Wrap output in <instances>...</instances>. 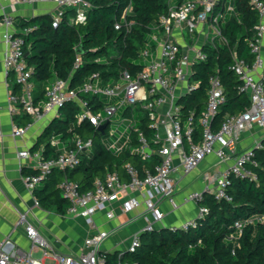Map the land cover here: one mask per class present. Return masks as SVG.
Returning a JSON list of instances; mask_svg holds the SVG:
<instances>
[{"label":"built area","instance_id":"1","mask_svg":"<svg viewBox=\"0 0 264 264\" xmlns=\"http://www.w3.org/2000/svg\"><path fill=\"white\" fill-rule=\"evenodd\" d=\"M20 5L33 6L39 3H54L55 9L50 13L53 27H58L63 12L69 8L75 10V22H83L91 8L88 0H0ZM221 0H169L168 9L160 15L159 23L151 34L150 42L141 52L144 64L142 70L133 74L124 71L113 83L103 84L98 74L92 75L79 89L70 88L68 81L56 78L46 87L45 100L36 103V85L33 82V68L26 60L23 39L18 35L15 17L3 13L0 28H3L2 41L5 44L3 66L6 76H13L20 92L8 94V109L12 116L26 113L31 120L53 119L60 108L67 102L74 101L80 108L78 123L88 122L91 127L103 136L106 147L116 154L129 151L139 155L143 161H151L153 155L158 156L151 168L139 169L133 163L124 165L125 178L117 172H108L103 178H97L94 187L81 191L76 182L66 174L81 162L82 155L92 153L94 141L92 137L77 135L73 147L65 149L57 158L43 159L42 147L38 152L21 150L18 157L30 160L33 169L38 173L24 177L27 187L34 191L54 171L65 173L61 182V191L69 201L68 214L85 219L94 232L85 240L80 254H64L58 252L44 238L37 226L28 220L27 214H21L17 227H23L30 240L29 250L16 244L11 236L0 241V264H46L54 260L55 264H106L107 252L102 251L104 243L112 232L100 230L94 219L99 212H105L108 219L115 218L110 206L123 196H129L123 203V212L129 213L145 207L155 223L162 222L165 215L161 210L164 203L178 208L177 175L182 172L187 176L201 166L209 157H215V163L203 172L200 181L202 191H190L185 202L198 205V216L208 213V209L200 205L205 194H210L218 201H231L228 189L232 177L257 181L253 167L258 166L255 151L263 147L264 138V2L252 0V5L259 11L260 22L256 26V34L250 42L251 53L255 56L252 67L236 58L232 70L239 76L242 84L240 91L245 93L250 102L249 108L237 116H231L221 124L218 131L213 129V120L220 106L226 101L225 87L218 74H211L207 90L205 110L198 116L191 111L184 118L181 100L195 90L201 82L193 79L194 65L208 58L206 46L215 47L217 43L226 44L222 34V23L226 14L234 13L231 0L224 11H218ZM132 4L125 11L121 23L116 24L119 30L124 25L131 28L134 21L127 16L132 12ZM27 33L28 30H24ZM81 64L76 60L75 68ZM83 95L101 98L103 103L95 110L91 100ZM99 104V105H100ZM12 122V136L24 137L32 127ZM143 124L154 131L153 148L148 141ZM197 124L201 127L200 136L196 137ZM105 126L101 132L100 128ZM256 137L257 134H260ZM254 139L247 147L243 142L249 136ZM134 138L138 141L134 143ZM3 130L0 127V143ZM58 139H52L57 146ZM36 206H39L35 198ZM260 224L264 227V216H252L235 223L236 233L232 240L238 241L247 226ZM195 219L182 226H170L171 231H188L196 227ZM155 230L154 224L147 225L144 232ZM140 246L137 235L124 251L117 254L116 264H127L123 261L126 253H133ZM43 251V256L36 258V252Z\"/></svg>","mask_w":264,"mask_h":264},{"label":"trees","instance_id":"2","mask_svg":"<svg viewBox=\"0 0 264 264\" xmlns=\"http://www.w3.org/2000/svg\"><path fill=\"white\" fill-rule=\"evenodd\" d=\"M252 0H231L234 13L226 14L222 23V34L226 44L217 43L215 47L206 46L207 60L194 65L193 79L201 82L200 87L181 100L183 117L194 111L198 117L207 102V90L211 74H218L224 84L226 101L213 120V129L218 131L226 118L245 112L249 98L240 91L242 84L239 76L232 70L236 58L252 67L255 56L251 53L250 42L254 40L256 26L260 22L259 11ZM264 2V0H261ZM91 8L83 22H75V10L63 12L58 27H53L51 14L34 17H16L18 35L23 39L26 60L33 68V82L36 85V103L45 100L46 87L56 78L68 81L70 88L79 89L92 75L98 74L103 84L113 83L124 71L137 73L144 64L141 52L147 48L153 28L158 25L159 17L168 9L169 0H88ZM229 0H221L218 11H224ZM132 12L128 18L134 21L129 29L121 23L128 7ZM24 30H28L24 33ZM84 47V53L77 49ZM81 64L75 68L77 58ZM9 78L13 79L10 75ZM14 80V79H13ZM264 83V80H263ZM15 94L20 87L13 81L10 84ZM94 103H103L101 98L83 95ZM92 106L97 110L101 104ZM80 108L74 101L64 104L39 136L32 152L43 147V159L57 158L65 149L73 147L77 135L92 137V153L85 152L78 167L66 172L68 178L79 185L81 191L93 189L95 180L103 178L108 172H117L125 178L124 165L133 163L139 169L151 168L158 156L151 161H143L139 155L125 151L116 154L109 150L102 134L88 122L78 123ZM19 125L31 123V117L21 113L13 117ZM141 127L153 148L154 131L147 124ZM201 127L197 124L196 137ZM58 139L57 146L52 139ZM134 143L137 139L134 138ZM263 147L255 151L258 166L253 167L257 181L232 177L228 193L231 201H218L214 196L205 194L200 205L208 213L195 218L196 227L188 231H171L164 228L140 235V246L133 253H126L123 261L127 264H264V227L260 224L247 226L236 242L235 223L248 217L264 216V138ZM24 177L36 175L32 167H23ZM65 173L54 171L33 191L39 206L44 210L62 217L68 214L69 201L62 195L59 184ZM118 253H107L106 264H116Z\"/></svg>","mask_w":264,"mask_h":264},{"label":"crops","instance_id":"3","mask_svg":"<svg viewBox=\"0 0 264 264\" xmlns=\"http://www.w3.org/2000/svg\"><path fill=\"white\" fill-rule=\"evenodd\" d=\"M54 3H39L33 6L20 5L13 2L0 3V18L3 13L12 14L16 17H34L43 14H50L54 11ZM4 29L0 28V127L3 130V139L0 143V241L4 238L11 236L13 241L25 250H29L30 240L26 235L23 227H17L18 220L21 214H27L28 220L37 226L40 234L45 238L49 232L43 230V225L48 220H56L58 222L59 230L61 233H71L72 229L69 228V218L75 219V224L85 219L67 214L62 217L56 213L44 210L35 204V196L25 181L22 173L23 167H33L30 160H22L18 157V152L21 150H32L36 144L39 136L51 122V118H45L38 121H31L32 127L27 134L22 138H15L12 136V122L14 121L12 114L8 109V94L12 87L13 79L5 75L3 59L5 44L2 41V33ZM256 134L249 136L243 142V147H247L254 139ZM260 134H257L256 137ZM215 163V157H209L201 164L199 168L183 176L182 172L177 175V203L178 208L174 209L168 203L161 206L165 217L162 222L155 223L151 217L146 213L145 207L142 204L140 207L132 212H123V203L131 194L123 196L120 200L110 206V210L115 212V218L110 220L107 218L105 212H99L95 215L94 219L99 223L100 230L112 232L111 237L108 239L107 253H118L120 248L126 243H130L135 236L141 235L144 228L149 224H154L155 230L169 228L170 226H182L184 223L198 217V205L194 202H185L186 195L193 190L202 191L203 184L200 177L203 172L210 169ZM41 185V184H40ZM68 221V222H67ZM70 224V223H69ZM84 225V224H83ZM73 226V224H72ZM86 239L94 232L91 227H87ZM78 230V229H77ZM123 232V238L117 236ZM115 238V239H112ZM85 239V240H86ZM48 240V239H47ZM54 240V237L52 238ZM51 243V241H50ZM84 242L81 244V252L84 248ZM52 244V243H51ZM61 253V252H60ZM64 254H80L75 252H64Z\"/></svg>","mask_w":264,"mask_h":264},{"label":"rangeland","instance_id":"4","mask_svg":"<svg viewBox=\"0 0 264 264\" xmlns=\"http://www.w3.org/2000/svg\"><path fill=\"white\" fill-rule=\"evenodd\" d=\"M183 104H181L182 106ZM59 186H61V183L59 184ZM68 221H70L68 223L69 228L72 229V232L69 233H61L59 230V226H58V222H56V220H48L46 221V223L43 225V230H46L49 232V235H47L45 238L48 239L49 241H51L52 246L61 253L64 252H75V253H81V244L82 242L85 241L86 239V233L85 231L87 230L86 228L90 225L86 220H82L80 221L79 224V228H78V224H75V219L73 218H69ZM67 221V222H68ZM73 224V226H72ZM84 224V225H83ZM98 226L99 223L97 222ZM78 229V230H77ZM41 234H42V230H41ZM117 236H120L121 238H123V232L119 233ZM54 237V240H52V238ZM115 239V238H112ZM108 242L109 240H107L103 247H102V251L104 252H108ZM132 240L130 241V243H126L123 246H121L122 248H120L122 251L126 250L128 248V246L131 244ZM43 251L40 252H36L34 254V256L36 258H40L43 256ZM126 263V262H125ZM46 264H55L54 260H47Z\"/></svg>","mask_w":264,"mask_h":264},{"label":"water","instance_id":"5","mask_svg":"<svg viewBox=\"0 0 264 264\" xmlns=\"http://www.w3.org/2000/svg\"><path fill=\"white\" fill-rule=\"evenodd\" d=\"M77 52L80 53V54H83L85 51H84V47L81 46L80 48L77 49ZM26 57H27V54H26ZM105 126H102L100 128V131L102 132L104 130Z\"/></svg>","mask_w":264,"mask_h":264}]
</instances>
